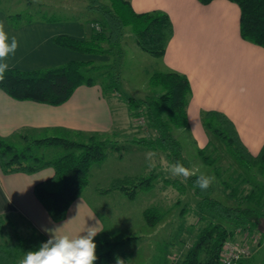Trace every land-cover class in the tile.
Instances as JSON below:
<instances>
[{
  "label": "trees",
  "instance_id": "trees-1",
  "mask_svg": "<svg viewBox=\"0 0 264 264\" xmlns=\"http://www.w3.org/2000/svg\"><path fill=\"white\" fill-rule=\"evenodd\" d=\"M207 3L211 0H199ZM239 5V31L242 37L264 47V0H231ZM85 8L98 10L104 14L102 20L92 21L90 32L84 38H76L66 33L53 37L57 45L83 52L110 54L111 60L105 63L87 60H69L64 63L34 69L9 67L0 81V88L16 99H31L50 104L66 101L80 84H94L98 77L102 79L103 93L110 98L118 90V59L121 50L115 47L120 40L124 26H129L136 43L144 51L160 56L164 53L168 40L173 33V23L169 15L158 9L136 11L130 0H87ZM6 11L8 22L19 26L35 19L58 21L78 18H59L54 15L34 17L31 12ZM96 24L99 28H96ZM150 81L161 87V91L152 96L127 97L130 114L138 117L143 114L145 127L149 135L134 139L143 146L161 149L170 158L171 163H189L182 153V146L172 129L188 125L187 104L191 95V83L188 76L177 70L155 71ZM204 125L225 142L232 152L250 167H256L264 174V141L255 151L251 150L241 138L234 121L223 110L211 108L204 112ZM51 134H35L31 131H18L11 136L0 135V168L5 173L24 171L35 172L51 166L54 174L34 184L35 196L43 204L55 221L64 219L71 202L80 196L89 181L91 165L103 160L108 148L119 147L116 139L100 133H84L56 129ZM72 134L77 137H73ZM35 145H62L67 150L56 158H45L32 152ZM206 162L212 159L200 148ZM195 173V172H194ZM201 174L195 173L187 180L181 177H164L165 184L179 190L193 189L200 196V204L210 215L208 222L197 234L192 246L170 264H222L220 249L223 242L233 238L235 230L255 228V218L264 208V188L259 185L242 195L235 205L223 202L212 193V184L206 191L195 186V180ZM155 172L147 175L130 173L112 176L108 190H120L133 198L140 189L153 186ZM107 191V188L104 190ZM103 191V192H104ZM164 211L156 206L143 210L145 220L153 225L163 216ZM205 218V216L203 217ZM233 224L228 228L223 221ZM104 231L94 238L96 243L95 264H110L115 251L126 238L111 240L105 238ZM264 237V232L262 233ZM50 238L16 213H0V264H20L27 251H38L42 243ZM241 261H237L238 264Z\"/></svg>",
  "mask_w": 264,
  "mask_h": 264
},
{
  "label": "crops",
  "instance_id": "crops-1",
  "mask_svg": "<svg viewBox=\"0 0 264 264\" xmlns=\"http://www.w3.org/2000/svg\"><path fill=\"white\" fill-rule=\"evenodd\" d=\"M130 2L136 11L162 10L173 23L165 51L157 57L161 58L163 69L177 70L188 76L191 83L188 119L193 118L200 124V115L206 110H223L232 118L247 146L257 150L264 141V47L241 36L239 5L231 0ZM0 22L5 25L9 43L15 36L19 45L14 54L0 61L9 67L34 69L69 60L92 59L99 63L111 60L110 54L74 50L57 45L53 40L59 33L84 38L92 22L84 26L77 19H35L12 26L3 9H0ZM111 99L103 93L100 84H80L60 104L16 99L0 88V135L11 136L18 131L51 134L57 128L111 134L117 124L122 123L117 119ZM53 174L51 166L31 173H5L0 168V213L23 215L49 238L54 234L75 239L86 235L89 227H97L98 234L107 233L101 214L84 190L71 202L64 219L51 218L35 196L33 187Z\"/></svg>",
  "mask_w": 264,
  "mask_h": 264
},
{
  "label": "rangeland",
  "instance_id": "rangeland-1",
  "mask_svg": "<svg viewBox=\"0 0 264 264\" xmlns=\"http://www.w3.org/2000/svg\"><path fill=\"white\" fill-rule=\"evenodd\" d=\"M108 1V0H103ZM87 0H1L2 8L9 12H31L36 18L54 15L59 18H78L84 26H89L93 19L102 20L104 14L98 10L85 8ZM121 50L118 57V90L111 96L120 125L113 133L105 137L116 139L119 147L108 148L106 157L94 162L90 168L89 181L84 188L85 196L101 214L106 232L105 238L116 240L124 237L125 242L115 251L112 262L117 264V257L123 264H170L171 260L184 255L196 240L201 227L211 218L200 204V196L193 189L179 190L165 184L164 177H174L166 169L172 165L170 158L161 149H153L135 142L134 139L149 135L150 131L130 114L127 97H146L156 95L161 87L150 81L155 71L166 70L161 58L154 56L136 43L129 26H124L120 34ZM105 77H98L94 84H101ZM117 103V104H116ZM193 118L188 119L185 127H174L173 135L179 139L182 153L189 163V169L195 173L214 176L213 195L223 202L237 204L239 198L255 186L264 188V174L256 167L245 164L237 157L216 134ZM116 133V134H114ZM73 137H77L72 134ZM202 148L212 161L206 162L199 152ZM62 145H35L32 152L45 158H56L66 152ZM155 154V167H149L146 154ZM156 173L154 184L148 189H140L130 198L120 190H108L112 176L130 173L147 175ZM182 178V177H181ZM183 179V178H182ZM107 188V191H104ZM104 191V192H103ZM149 206L159 207L163 216L155 224H149L143 210ZM205 216V218H203ZM255 228L235 230L238 241L249 246V253L238 264H264V208L255 218ZM228 227L233 224L223 221ZM240 232V233H239ZM255 235L257 239H249Z\"/></svg>",
  "mask_w": 264,
  "mask_h": 264
},
{
  "label": "clouds",
  "instance_id": "clouds-1",
  "mask_svg": "<svg viewBox=\"0 0 264 264\" xmlns=\"http://www.w3.org/2000/svg\"><path fill=\"white\" fill-rule=\"evenodd\" d=\"M18 46L15 36L11 37L9 43L5 25L0 22V61H5L10 53L14 54ZM8 68L9 65L6 62L0 63V81L4 79ZM154 156L155 154L152 152L146 154L149 167H155ZM166 171H169L174 177H182L183 180L195 175L192 170L179 162L170 165ZM214 180V176L202 174L196 178L195 186L206 191ZM86 232V235L75 239H70L67 235L56 236L53 234L52 238L42 243L38 251H27L20 264H95L97 245L94 243V238L99 231H97V227H89ZM117 264H123V260L119 257H117Z\"/></svg>",
  "mask_w": 264,
  "mask_h": 264
},
{
  "label": "built area",
  "instance_id": "built-area-1",
  "mask_svg": "<svg viewBox=\"0 0 264 264\" xmlns=\"http://www.w3.org/2000/svg\"><path fill=\"white\" fill-rule=\"evenodd\" d=\"M96 28H99V25H95ZM138 121L145 127V117L143 114L138 116ZM240 233V232H239ZM236 235L233 238L226 239L220 249V261L222 264H235L242 257L246 256L249 253V246L243 242L235 239ZM250 240L257 239L255 235L247 236ZM237 238V237H236Z\"/></svg>",
  "mask_w": 264,
  "mask_h": 264
}]
</instances>
